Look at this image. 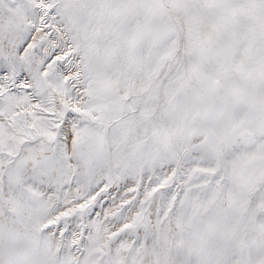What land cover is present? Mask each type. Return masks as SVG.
<instances>
[{"label": "snow or ice", "instance_id": "1", "mask_svg": "<svg viewBox=\"0 0 264 264\" xmlns=\"http://www.w3.org/2000/svg\"><path fill=\"white\" fill-rule=\"evenodd\" d=\"M0 264H264V0H0Z\"/></svg>", "mask_w": 264, "mask_h": 264}]
</instances>
